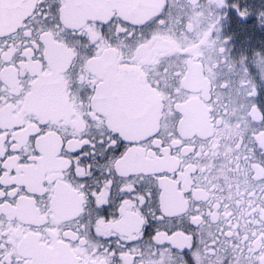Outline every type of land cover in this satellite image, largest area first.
Returning a JSON list of instances; mask_svg holds the SVG:
<instances>
[{
  "label": "snow or ice",
  "instance_id": "snow-or-ice-1",
  "mask_svg": "<svg viewBox=\"0 0 264 264\" xmlns=\"http://www.w3.org/2000/svg\"><path fill=\"white\" fill-rule=\"evenodd\" d=\"M0 264H264V0H0Z\"/></svg>",
  "mask_w": 264,
  "mask_h": 264
}]
</instances>
